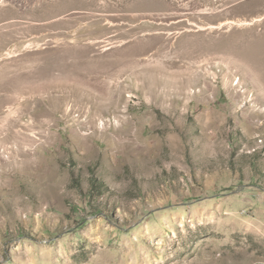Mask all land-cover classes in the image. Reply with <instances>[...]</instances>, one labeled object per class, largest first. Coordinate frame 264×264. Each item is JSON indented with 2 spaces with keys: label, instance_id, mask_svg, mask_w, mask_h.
<instances>
[{
  "label": "rangeland",
  "instance_id": "obj_1",
  "mask_svg": "<svg viewBox=\"0 0 264 264\" xmlns=\"http://www.w3.org/2000/svg\"><path fill=\"white\" fill-rule=\"evenodd\" d=\"M0 264H264V0H0Z\"/></svg>",
  "mask_w": 264,
  "mask_h": 264
},
{
  "label": "bare ground",
  "instance_id": "obj_2",
  "mask_svg": "<svg viewBox=\"0 0 264 264\" xmlns=\"http://www.w3.org/2000/svg\"><path fill=\"white\" fill-rule=\"evenodd\" d=\"M220 27H221V25H220Z\"/></svg>",
  "mask_w": 264,
  "mask_h": 264
}]
</instances>
